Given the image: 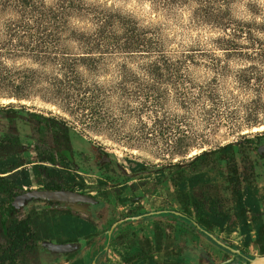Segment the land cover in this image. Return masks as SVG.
I'll list each match as a JSON object with an SVG mask.
<instances>
[{
	"label": "rangeland",
	"instance_id": "1",
	"mask_svg": "<svg viewBox=\"0 0 264 264\" xmlns=\"http://www.w3.org/2000/svg\"><path fill=\"white\" fill-rule=\"evenodd\" d=\"M82 1L129 15L164 56L102 50L94 61L76 64L74 89L61 99L47 89L58 77L53 65L27 55L5 60L45 76L24 99L0 95V105L12 103L17 111L12 123L0 118V134L14 131L20 143L0 154V175L24 191L42 188L48 177L36 167L30 122L22 115H54L69 126L71 155L65 167L54 168L62 180L81 181L75 191L92 198L58 200L69 214L54 217L44 199L12 209L18 217L29 207L38 212L40 262L42 253L54 252L43 242L67 238L81 240L64 253L68 264H246L258 255L255 231L264 227V25L253 31L260 43L218 46L219 29L192 20L193 1L169 7L161 0ZM222 12L264 24V0H228ZM68 22L91 29L75 15ZM227 143L231 155L220 150ZM202 150L213 151L193 158ZM184 195L203 209L209 234L196 223L200 212L185 209ZM5 200L0 194L1 206ZM155 227L171 254L146 247Z\"/></svg>",
	"mask_w": 264,
	"mask_h": 264
},
{
	"label": "trees",
	"instance_id": "2",
	"mask_svg": "<svg viewBox=\"0 0 264 264\" xmlns=\"http://www.w3.org/2000/svg\"><path fill=\"white\" fill-rule=\"evenodd\" d=\"M193 1L192 20L203 23L211 28H218L220 33L214 40L218 46H235L236 43H260L253 35L259 29L263 32L260 22L254 20H235L224 17L222 9L228 0H161L165 7L184 4ZM71 15L88 19L91 29L84 31L69 26ZM264 21V12L261 16ZM246 39L245 42L238 41ZM145 28L139 27L129 15L111 12L98 8L96 5H86L82 0H0V95L17 101L26 98L32 89V83L45 76L41 71L32 67L17 68L5 63L11 57L27 55L40 65H53L58 77L56 83L47 89L54 98H60L74 89V77L77 76V63L94 61L106 52L102 50L123 51L129 54L153 55L163 57L158 49V41L153 40ZM76 43L81 52H68L65 43ZM93 50H97L96 54ZM96 56V57H95ZM65 101V100H64ZM23 107V105H19ZM12 103L0 105V118L10 123L17 114ZM30 122L33 147L39 164L48 179L43 189H74L82 184L81 181L62 180L56 167H65V161L71 160L70 143L66 121L58 116L47 115L36 111H25ZM16 132L9 129L0 134V154L7 153L19 147ZM227 148L232 154L230 143L220 147ZM213 150H202L193 158L207 155ZM220 158H224L221 155ZM10 168L17 166L16 163ZM50 166H48V165ZM54 168V169H53ZM24 190L0 175V194L6 197L0 205V264H40L38 260L37 242L44 239L43 231L38 223V212L29 207L20 217L12 212L13 197ZM49 204L48 215H68L69 210L57 207L55 200H45ZM184 206L193 205L200 215H197V225L209 234L211 223L205 217L199 203L184 195ZM54 205V206H53ZM45 233V232H44ZM56 243H66L75 239L53 238ZM146 247L163 253L171 254L168 250L170 241L161 243V230L154 228V239L151 245L144 239ZM254 243L257 253H264V227L260 223L255 231ZM142 248V247H141ZM176 255V252H174Z\"/></svg>",
	"mask_w": 264,
	"mask_h": 264
},
{
	"label": "water",
	"instance_id": "3",
	"mask_svg": "<svg viewBox=\"0 0 264 264\" xmlns=\"http://www.w3.org/2000/svg\"><path fill=\"white\" fill-rule=\"evenodd\" d=\"M44 199V200H63V201H92L88 195L68 189H30L18 193L13 197L12 209H16L25 204L30 199ZM45 246L54 251H66L70 248L67 243H51L43 242ZM246 264H264V253L253 256Z\"/></svg>",
	"mask_w": 264,
	"mask_h": 264
},
{
	"label": "crops",
	"instance_id": "4",
	"mask_svg": "<svg viewBox=\"0 0 264 264\" xmlns=\"http://www.w3.org/2000/svg\"><path fill=\"white\" fill-rule=\"evenodd\" d=\"M78 241H81V240L66 242L67 244L70 245V248L66 251H54L53 253L51 251H48V254L42 253L44 256V259H45V264H68L67 263L68 260H66L64 253L65 254L70 253L69 250L71 249V243L78 242ZM40 252L41 251L38 250L37 256H38L39 263L43 264L40 262V256H39V254H41ZM72 252H74V251H72ZM88 259H89V257L87 256V257H85L84 260H88Z\"/></svg>",
	"mask_w": 264,
	"mask_h": 264
},
{
	"label": "flooded vegetation",
	"instance_id": "5",
	"mask_svg": "<svg viewBox=\"0 0 264 264\" xmlns=\"http://www.w3.org/2000/svg\"><path fill=\"white\" fill-rule=\"evenodd\" d=\"M36 189H38V188H36ZM40 189H43V188H40ZM61 189H65V188H61ZM50 190H51V189H50ZM68 190H70V189H68ZM72 190H74V191H75V189H72ZM56 203H57V202H56ZM56 203H55V204H56Z\"/></svg>",
	"mask_w": 264,
	"mask_h": 264
}]
</instances>
